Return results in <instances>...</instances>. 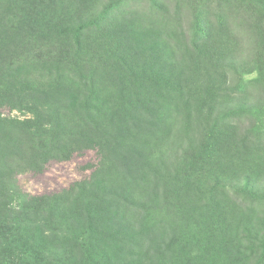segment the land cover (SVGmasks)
<instances>
[{"label":"trees","instance_id":"trees-1","mask_svg":"<svg viewBox=\"0 0 264 264\" xmlns=\"http://www.w3.org/2000/svg\"><path fill=\"white\" fill-rule=\"evenodd\" d=\"M210 1L187 29L166 17L144 42L131 29L119 42L118 33L105 69L77 82L56 66L39 79L24 65L0 68V106L30 115L0 114V264H204L208 252L226 264L256 259L255 239L240 232L254 218L239 200L264 197V0H217L215 12ZM176 124L186 159L172 167L155 155ZM55 147L62 157L99 149L94 179L13 206L15 168ZM158 223L180 234L149 230Z\"/></svg>","mask_w":264,"mask_h":264},{"label":"rangeland","instance_id":"rangeland-1","mask_svg":"<svg viewBox=\"0 0 264 264\" xmlns=\"http://www.w3.org/2000/svg\"><path fill=\"white\" fill-rule=\"evenodd\" d=\"M206 1L0 0V41L4 44L8 42L4 48L0 47V68L14 69V66L18 64V66L24 65L22 72L26 67L28 74H31L33 79H39L36 74L38 71L41 73L40 75H45L48 70L54 71L56 66L60 71L68 74L70 72L69 76H76L75 81L77 82L82 76H87L88 71L99 73L100 70L105 69L104 54L112 53L108 46L114 48L113 37L118 33L124 31L119 42L124 41V37L128 35L127 31L130 29L135 32L139 42H144L143 37L147 32L157 26L160 30L161 23L166 17L173 20L170 22V26L178 27V29L183 26L187 29L195 16L201 15L203 11H208ZM216 1H210V7L214 12ZM178 22L180 26H178ZM66 29H69L70 35ZM71 36L74 39L79 36L80 46L75 44ZM176 44L173 40L171 41V45L176 46ZM169 52L172 55L171 59L177 60L178 52L175 50H169ZM76 54L80 56L78 62L72 61L73 55ZM49 74L48 81L55 79L52 73ZM253 77H255V73L244 76L245 79ZM92 84L95 85L94 80L92 82L88 80L85 87ZM0 114L5 118L19 120L30 117L24 111L12 107L11 103H3L0 106ZM168 127L169 129L167 128V131L164 132L166 138L163 137V140L159 142V150L155 156L159 158L165 154L164 159L167 165L179 167L186 159L183 149L187 148V143L185 142L183 145L179 143L177 137L179 125ZM167 133L169 137H167ZM260 137V145L264 153V133L262 135L260 133ZM61 155L59 147H55L46 159L34 160L31 165L15 168L16 173L13 175L12 187L18 197L14 196L13 206L19 205L20 199L18 198L20 196H53L70 187H77V184L91 182L102 161L97 148L82 147L72 150L65 157ZM263 181L260 182V185ZM160 191L157 195L159 203L164 201L160 196L162 195ZM225 196L230 200L233 199V195L229 193H226ZM240 201H243L241 209L244 212L249 211L254 218L251 223H248V226H242L240 232L245 233L246 237L255 239L256 242L253 243L255 248H258V253L256 259L254 261L252 259L250 264L258 263L257 256L264 254V197L258 196L255 199L249 196L247 199L241 197ZM133 205L130 204V208ZM154 229L158 234L164 231L174 236L180 234L177 228L173 230L163 223L149 228V230ZM136 231L139 230L136 229ZM127 233L130 234V232ZM210 251L214 252L213 257L218 256L219 252L216 248L214 251ZM155 252V249L152 250L150 256H153ZM208 254L209 252L204 264H226V261L212 260ZM260 263L264 264V261L261 260Z\"/></svg>","mask_w":264,"mask_h":264}]
</instances>
